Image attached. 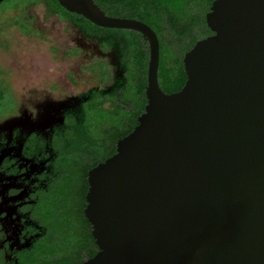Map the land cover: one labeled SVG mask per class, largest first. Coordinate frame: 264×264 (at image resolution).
Here are the masks:
<instances>
[{"label": "water", "instance_id": "water-1", "mask_svg": "<svg viewBox=\"0 0 264 264\" xmlns=\"http://www.w3.org/2000/svg\"><path fill=\"white\" fill-rule=\"evenodd\" d=\"M57 1L149 43L144 112L88 171L98 250L82 264H264V0H213L211 33L184 54L185 81L170 93L146 23Z\"/></svg>", "mask_w": 264, "mask_h": 264}, {"label": "flooded vegetation", "instance_id": "flooded-vegetation-1", "mask_svg": "<svg viewBox=\"0 0 264 264\" xmlns=\"http://www.w3.org/2000/svg\"><path fill=\"white\" fill-rule=\"evenodd\" d=\"M40 2L55 17L49 29L41 36L26 16L19 34L44 38L48 57L62 62L42 85L30 69L28 79L12 82L0 63V264H82L98 250L84 213L88 171L116 152L144 112L149 43L138 31L101 27L64 7L69 13H52L45 0L21 8ZM134 3L111 16L146 23L158 38L159 63L173 55L169 67L184 72L192 3L177 18L163 5L155 12L148 0Z\"/></svg>", "mask_w": 264, "mask_h": 264}, {"label": "rangeland", "instance_id": "rangeland-1", "mask_svg": "<svg viewBox=\"0 0 264 264\" xmlns=\"http://www.w3.org/2000/svg\"><path fill=\"white\" fill-rule=\"evenodd\" d=\"M24 2L26 3L27 0H3L0 2V63L6 65L12 72L10 77L12 82L15 83L16 80L20 81L23 78L28 79L31 70L34 73L33 78L36 84L42 85L43 80L47 78L49 69L54 72L59 70L62 59L59 54H54V60L48 57L44 38L21 36L19 28L22 30H27V28L19 20L22 17L32 16L34 25L37 26L38 32L43 36L44 31L49 29V22L52 23L55 17H46L47 11L42 2L29 4L24 9L17 8L22 6ZM4 40L7 42L6 49L2 50L3 44L1 42ZM33 63L35 66L32 65ZM24 73L26 76L23 75ZM2 83L5 84L1 81V87L3 86ZM7 93L11 95L9 91Z\"/></svg>", "mask_w": 264, "mask_h": 264}, {"label": "trees", "instance_id": "trees-1", "mask_svg": "<svg viewBox=\"0 0 264 264\" xmlns=\"http://www.w3.org/2000/svg\"><path fill=\"white\" fill-rule=\"evenodd\" d=\"M38 2L39 0H27L28 2ZM50 11L52 13L66 14L67 12L61 7L56 0H45ZM101 8L109 11V15H118L126 8L128 0H94ZM143 0H135L136 7L141 5ZM213 0H148L147 9L156 12L160 10V6H165L170 9L172 16L177 18L187 14V9L190 3H192V31H191V43L192 45L199 39L210 34L211 31L205 22V13L208 11L211 2ZM24 2V4H26ZM23 4V5H24ZM16 8V7H14ZM17 8H21L18 6ZM112 11V12H111ZM173 55H162L158 69V80L163 91L170 93L181 88L185 80V74L183 70L170 68V59H173ZM85 246L88 245V241H85Z\"/></svg>", "mask_w": 264, "mask_h": 264}]
</instances>
